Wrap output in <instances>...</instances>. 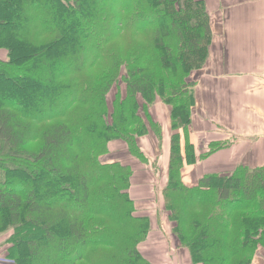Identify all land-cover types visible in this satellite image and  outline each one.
Listing matches in <instances>:
<instances>
[{
  "label": "trees",
  "instance_id": "16d2710c",
  "mask_svg": "<svg viewBox=\"0 0 264 264\" xmlns=\"http://www.w3.org/2000/svg\"><path fill=\"white\" fill-rule=\"evenodd\" d=\"M211 37L204 0H0V235L10 231L0 247L10 264H149L133 170L102 158L120 140L147 162L137 137L151 128L161 139L148 113L156 100L173 130L156 201L176 245L191 264L252 263L264 248V168L194 186L181 175L196 162L190 75Z\"/></svg>",
  "mask_w": 264,
  "mask_h": 264
},
{
  "label": "crops",
  "instance_id": "0c3cea01",
  "mask_svg": "<svg viewBox=\"0 0 264 264\" xmlns=\"http://www.w3.org/2000/svg\"><path fill=\"white\" fill-rule=\"evenodd\" d=\"M204 2L212 37L202 69L190 75L194 104L188 134L196 162L181 169L187 186L196 185L205 174L230 175L240 166L264 168V0ZM148 113L160 126L161 139L151 128L137 137L147 162L130 156L120 140L109 143L106 160L129 164L133 170L129 194L135 214L147 216L150 223L137 246L139 253L149 264H191L188 250L176 245L173 223L156 201L157 191L166 184L173 134L170 107L156 100ZM251 264H264V248Z\"/></svg>",
  "mask_w": 264,
  "mask_h": 264
},
{
  "label": "rangeland",
  "instance_id": "374dc122",
  "mask_svg": "<svg viewBox=\"0 0 264 264\" xmlns=\"http://www.w3.org/2000/svg\"><path fill=\"white\" fill-rule=\"evenodd\" d=\"M16 86V84H15ZM120 88L122 90V92L124 91V85L121 81L117 82V84H115V86H113V88L111 89L110 93L108 94V101L109 103L111 102V99L113 98L117 88ZM34 101H32V103L37 102L35 99H33ZM140 114L142 115V118L146 121V117L144 114H142V112H140ZM102 160H106V156L102 158ZM10 232V231H9ZM9 232L1 234L0 235V245L2 243H4V240L7 236V234H9ZM2 252H5V247H0V264H10V260H7L6 257L2 254Z\"/></svg>",
  "mask_w": 264,
  "mask_h": 264
},
{
  "label": "built area",
  "instance_id": "2783aa9c",
  "mask_svg": "<svg viewBox=\"0 0 264 264\" xmlns=\"http://www.w3.org/2000/svg\"><path fill=\"white\" fill-rule=\"evenodd\" d=\"M263 76H264V71H263Z\"/></svg>",
  "mask_w": 264,
  "mask_h": 264
}]
</instances>
